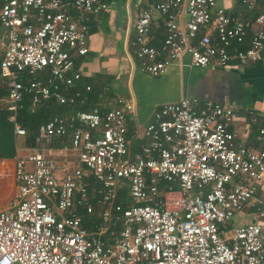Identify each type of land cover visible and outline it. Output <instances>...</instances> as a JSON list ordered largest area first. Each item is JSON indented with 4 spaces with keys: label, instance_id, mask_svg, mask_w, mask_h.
Instances as JSON below:
<instances>
[{
    "label": "built area",
    "instance_id": "obj_1",
    "mask_svg": "<svg viewBox=\"0 0 264 264\" xmlns=\"http://www.w3.org/2000/svg\"><path fill=\"white\" fill-rule=\"evenodd\" d=\"M140 3L128 45L150 77L184 55L192 68L258 59L264 0H239L235 14L216 0ZM106 10V0H0V110L14 136L26 133L16 118L24 98L31 108L86 105L91 88L76 89L71 68L87 52L91 18ZM117 102L52 116L15 150L0 264H264V114H250L263 143L253 151L235 143L230 108L182 97L152 113L130 156ZM243 212L248 222L233 225Z\"/></svg>",
    "mask_w": 264,
    "mask_h": 264
},
{
    "label": "crops",
    "instance_id": "obj_2",
    "mask_svg": "<svg viewBox=\"0 0 264 264\" xmlns=\"http://www.w3.org/2000/svg\"><path fill=\"white\" fill-rule=\"evenodd\" d=\"M106 2L107 10L93 16L88 23L86 54L74 58L71 68V72L80 75L75 88L80 91H83L84 86L91 88L92 93L90 94L91 90L87 93L89 100L86 105L76 104L73 109L58 105L52 99L45 101L49 110L54 112L49 118L83 110L81 108L85 106H88V110L84 111L93 107L109 110L119 106L117 101H120L126 109L125 140L127 152L132 156L139 153L143 128L161 104L176 102L182 97L198 101L210 100L232 110L233 117L229 129L235 135L236 144L253 151L263 147V143L256 140V127L249 123V119L251 113L264 114V43L258 59L243 67L232 60L222 68L214 65L192 68L188 65V57L184 55L180 61L172 62L162 75L150 77L139 70L128 45L134 37L132 23L142 7L140 0ZM216 2L229 14L240 10L239 0ZM260 9L258 5L247 16L252 19ZM155 17L151 28L152 45L158 46L162 37L161 18L157 14ZM122 80L125 81L124 86ZM14 137L20 139L15 143L13 157L0 159V208L5 207L13 193L12 170L15 150L31 146L33 142V136L30 139L26 133L24 136ZM63 143H69L68 136L63 138ZM54 146L58 147L56 144ZM246 212L236 216L238 221H233V225L248 222ZM244 218H247L246 222H242Z\"/></svg>",
    "mask_w": 264,
    "mask_h": 264
},
{
    "label": "trees",
    "instance_id": "obj_3",
    "mask_svg": "<svg viewBox=\"0 0 264 264\" xmlns=\"http://www.w3.org/2000/svg\"><path fill=\"white\" fill-rule=\"evenodd\" d=\"M91 93L92 90L90 94ZM21 105H22L21 109L18 111L16 118L17 121L25 129L26 135L29 136L28 138L31 139V136L35 135V130L37 125L45 122L49 118L50 114H53L54 112L49 110L48 106L45 103H42V105L31 108L29 102L25 98L23 99ZM81 109L88 110V106L82 107ZM0 117L5 118L6 120L7 113L4 111L0 112ZM30 139H28L29 140L28 143L31 142ZM82 225L85 227L86 222H83Z\"/></svg>",
    "mask_w": 264,
    "mask_h": 264
},
{
    "label": "rangeland",
    "instance_id": "obj_4",
    "mask_svg": "<svg viewBox=\"0 0 264 264\" xmlns=\"http://www.w3.org/2000/svg\"><path fill=\"white\" fill-rule=\"evenodd\" d=\"M123 86L125 81L122 80ZM121 91L125 90L120 88ZM18 139V140H17ZM20 138H15L11 133V125L5 120V118L0 117V159H10L13 157L15 143L19 141ZM60 162H55V165H60ZM70 165V164H68ZM56 178H61L62 173L59 170L55 171ZM232 221H238L236 216ZM247 218L242 219V222H246Z\"/></svg>",
    "mask_w": 264,
    "mask_h": 264
}]
</instances>
